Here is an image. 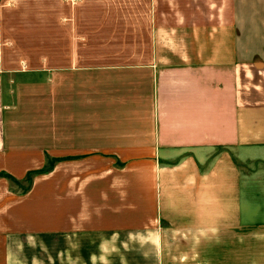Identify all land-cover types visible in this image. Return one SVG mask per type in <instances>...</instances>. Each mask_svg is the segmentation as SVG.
I'll use <instances>...</instances> for the list:
<instances>
[{"label": "crops", "instance_id": "obj_1", "mask_svg": "<svg viewBox=\"0 0 264 264\" xmlns=\"http://www.w3.org/2000/svg\"><path fill=\"white\" fill-rule=\"evenodd\" d=\"M88 1V26L126 23L141 39L111 69L145 75L149 120L89 151L123 165L91 171L76 216L53 210L4 237L0 264H264V0ZM52 17L60 28L59 5ZM8 70L0 61V173Z\"/></svg>", "mask_w": 264, "mask_h": 264}, {"label": "rangeland", "instance_id": "obj_2", "mask_svg": "<svg viewBox=\"0 0 264 264\" xmlns=\"http://www.w3.org/2000/svg\"><path fill=\"white\" fill-rule=\"evenodd\" d=\"M87 2L10 0L4 7L0 61L9 68L3 78L8 164L0 173V252L4 237L50 222L53 210L65 220L76 216L81 183L94 180L91 171L123 165L88 152L125 139L130 123L142 131L149 120L145 75L111 69L129 62L114 60L115 53L137 50L140 38L122 28L126 23L88 26L94 13ZM70 3L77 5V27L70 25ZM57 5L60 28H53ZM126 9L132 10L128 2ZM104 12L114 16L110 6ZM44 23L47 29L39 28Z\"/></svg>", "mask_w": 264, "mask_h": 264}]
</instances>
